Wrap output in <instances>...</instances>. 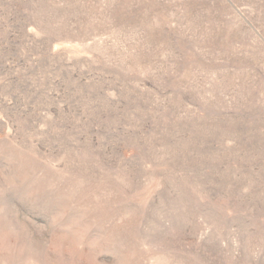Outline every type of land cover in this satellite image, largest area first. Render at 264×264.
<instances>
[{
  "label": "rangeland",
  "instance_id": "rangeland-1",
  "mask_svg": "<svg viewBox=\"0 0 264 264\" xmlns=\"http://www.w3.org/2000/svg\"><path fill=\"white\" fill-rule=\"evenodd\" d=\"M0 264H264V0H0Z\"/></svg>",
  "mask_w": 264,
  "mask_h": 264
}]
</instances>
